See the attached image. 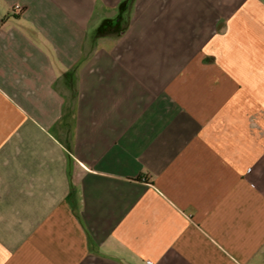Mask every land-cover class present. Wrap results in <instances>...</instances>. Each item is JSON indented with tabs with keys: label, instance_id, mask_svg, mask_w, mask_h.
<instances>
[{
	"label": "crops",
	"instance_id": "crops-1",
	"mask_svg": "<svg viewBox=\"0 0 264 264\" xmlns=\"http://www.w3.org/2000/svg\"><path fill=\"white\" fill-rule=\"evenodd\" d=\"M0 264H264V0H0Z\"/></svg>",
	"mask_w": 264,
	"mask_h": 264
},
{
	"label": "built area",
	"instance_id": "built-area-1",
	"mask_svg": "<svg viewBox=\"0 0 264 264\" xmlns=\"http://www.w3.org/2000/svg\"><path fill=\"white\" fill-rule=\"evenodd\" d=\"M17 8H19V7H17Z\"/></svg>",
	"mask_w": 264,
	"mask_h": 264
}]
</instances>
